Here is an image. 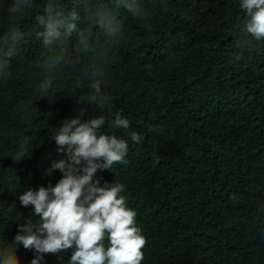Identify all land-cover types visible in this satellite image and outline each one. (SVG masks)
Returning a JSON list of instances; mask_svg holds the SVG:
<instances>
[{
  "label": "trees",
  "instance_id": "16d2710c",
  "mask_svg": "<svg viewBox=\"0 0 264 264\" xmlns=\"http://www.w3.org/2000/svg\"><path fill=\"white\" fill-rule=\"evenodd\" d=\"M97 3L111 6L110 0H65V7L79 13L83 29L89 26L87 8ZM143 3L145 17L136 18L123 8L118 12L124 38L109 65L104 113L86 101L77 105V100L83 101L79 92L91 91L86 75L90 58L62 72L55 96L37 95L34 87L47 50L35 39L40 30L35 17L43 14L44 0H36L20 17L17 27L26 43L11 60L8 74L0 77V139L11 142L12 128L25 113L31 135L28 157L20 163L21 181L5 171L12 170L11 157L19 143H0V247L12 242L18 224L36 222L31 206L21 207L18 195L31 186L58 182V171L45 174L52 160L62 158L52 137L64 120L87 106L84 119L104 114L113 120L121 114L130 121L128 130L106 124L99 131L125 139L129 148L126 164L116 163L98 174L108 183L125 186L127 207L136 211L146 239L141 264H210L196 254L198 247L208 244L226 248L233 264H264V239L241 218L245 202L264 188V158L257 154L264 152V41L246 42L247 17L238 0ZM6 29L0 16V33ZM93 38L104 42L95 27ZM69 53L77 54L75 37L69 41ZM131 132L141 136L140 143L132 142ZM220 139L242 146L245 163L235 155L219 159L212 142ZM188 165L202 176L207 196L189 197L194 173ZM20 216L23 219L17 221ZM233 228L245 233L235 237L237 243L229 239ZM19 255L22 264L34 258L22 246ZM62 255L61 261L47 254L46 264H67L71 251Z\"/></svg>",
  "mask_w": 264,
  "mask_h": 264
},
{
  "label": "clouds",
  "instance_id": "9594fccd",
  "mask_svg": "<svg viewBox=\"0 0 264 264\" xmlns=\"http://www.w3.org/2000/svg\"><path fill=\"white\" fill-rule=\"evenodd\" d=\"M35 3L36 0H0V16L7 23V29L0 33V77L8 74L11 60L17 56L21 44L26 43L25 33L17 27V23ZM110 5L97 3L88 7L86 23L89 26L82 29L81 16L75 10L68 11L65 0H44L43 14L35 17L40 29L35 32V39L42 41L47 50L39 65L41 78L34 87L37 95L42 98L55 96L56 83L62 72L85 64L90 58L91 71L86 75L91 91L90 94L80 91L83 101L77 100V105L86 101L87 105L94 104L104 113L108 101L109 65L115 59L113 50L124 38L118 12L123 8L136 18L148 14L143 0H110ZM238 5L247 17L243 28L246 42L264 41V0H238ZM93 27L99 30L104 42L93 38ZM73 37L77 42L76 55L69 53V41ZM82 87V84H77L78 89ZM88 111L87 106L80 107L78 115L64 120L52 137L56 153L62 158L52 160L45 174L51 176L58 171L61 174L58 182L54 186L50 184L37 189L31 186L18 195L20 206H31L37 220L27 219L18 224L12 242L0 247V264H22L19 255L21 246L33 252L30 264H46L47 254L57 255L62 261V254L69 251L71 255L67 264H141L143 261L142 249L146 239L137 225L136 211L127 207V198L123 195L125 186L108 183L98 174L111 169L116 163L126 164L129 148L125 139L99 134V131L106 124L111 129L128 130L130 121L121 114L113 120H108L104 114L84 119ZM28 115L25 113V119L13 126L10 143L0 139L1 144L13 146L19 143L11 157L13 168L5 171L11 172L20 181V163L28 157L27 139L31 135L26 129ZM129 135L132 142L140 143L138 133L131 132ZM262 145L264 147V143ZM217 146L215 155L221 160L233 155L241 163H245L243 158L247 160L243 147L234 142L226 139L213 141L212 147ZM226 150L228 154H225ZM257 154L264 158V152ZM188 166L190 174L194 173L189 197L207 196L202 176L196 172L194 165ZM231 198L236 197L233 195ZM245 204V208L241 209V218L253 225L264 239V214L259 215L264 212V188ZM22 219L21 216L16 218L17 221ZM237 229L233 228L232 233H228L233 243H237L235 237L245 234L237 232ZM196 254L200 260L210 264H233L226 248L217 244L200 246Z\"/></svg>",
  "mask_w": 264,
  "mask_h": 264
}]
</instances>
